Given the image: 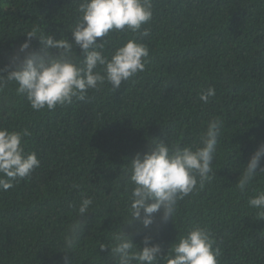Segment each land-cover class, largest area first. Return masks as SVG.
Listing matches in <instances>:
<instances>
[{
  "label": "trees",
  "instance_id": "obj_1",
  "mask_svg": "<svg viewBox=\"0 0 264 264\" xmlns=\"http://www.w3.org/2000/svg\"><path fill=\"white\" fill-rule=\"evenodd\" d=\"M77 6L78 0H0V67L33 27L71 41ZM144 27L150 28L141 40L149 48L146 68L114 92L106 84L54 111H34L12 84L0 92V125L27 128L26 151L40 160L31 177L0 192V264H64L65 256L71 264L108 260L110 250L96 241L106 242L117 227L132 231L119 216L130 188L122 167L152 138L193 143L217 116L223 127L216 178L180 202L174 222L161 224L157 215L134 243L142 247L150 235L166 255L179 234L201 223L222 248L220 264H264V220L247 205L254 190H264V176L246 194L235 187L264 143V0H154L153 19ZM128 38L117 34L112 43ZM32 47L41 45L33 39ZM208 86L216 96L204 104L199 92ZM82 196L94 207L75 256L60 248Z\"/></svg>",
  "mask_w": 264,
  "mask_h": 264
},
{
  "label": "clouds",
  "instance_id": "obj_2",
  "mask_svg": "<svg viewBox=\"0 0 264 264\" xmlns=\"http://www.w3.org/2000/svg\"><path fill=\"white\" fill-rule=\"evenodd\" d=\"M75 11L71 41L55 39L38 27L26 33L28 39L0 67V92L12 84L16 95L25 98L34 111H54L74 100L84 101L90 90L99 92L106 84L114 92L145 70L149 48L141 40L150 36V28L144 25L153 19L154 0H78ZM121 33L130 34V38L116 46L112 40ZM33 39L41 45L38 50L32 47ZM75 48H79V54ZM215 96L214 86L199 92L204 104ZM222 127L220 117L211 118L188 145L152 138L146 151L128 160L121 173L130 188L125 190V210L119 216L132 231L117 227L106 233V242L96 241L101 250H110L102 264H160L161 260L163 264H220L222 248L206 224L187 227L166 255H162L159 244L152 243V236L143 237L142 247L134 243V236L156 223L157 215L161 224L174 222L180 202L213 182ZM30 135L27 128L10 130L0 125V192L31 177L40 167L37 153L26 151L24 138ZM261 176L264 143L251 155L235 187L246 194ZM247 205L256 210V218L264 220V190H254ZM93 207L91 197H81L78 218L65 229L60 251L76 256L86 238ZM64 264H71L67 256Z\"/></svg>",
  "mask_w": 264,
  "mask_h": 264
}]
</instances>
